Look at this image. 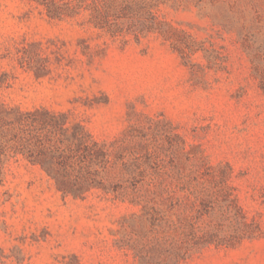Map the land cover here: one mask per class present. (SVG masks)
Instances as JSON below:
<instances>
[{"label":"rangeland","instance_id":"obj_1","mask_svg":"<svg viewBox=\"0 0 264 264\" xmlns=\"http://www.w3.org/2000/svg\"><path fill=\"white\" fill-rule=\"evenodd\" d=\"M53 1L0 0V264H264V0ZM36 109L106 144L105 190L9 152Z\"/></svg>","mask_w":264,"mask_h":264},{"label":"trees","instance_id":"obj_2","mask_svg":"<svg viewBox=\"0 0 264 264\" xmlns=\"http://www.w3.org/2000/svg\"><path fill=\"white\" fill-rule=\"evenodd\" d=\"M35 1L46 8L50 18H61L63 15L62 9L53 0ZM95 18L101 20L99 16ZM94 24L103 28L99 21ZM3 110L6 108L0 104V113ZM3 123L12 136L13 144L9 152L21 154L31 164L39 165L63 195L84 199L95 190L106 189L102 171L109 163L110 153L106 144L99 142L71 110L17 111L14 120ZM234 206L240 217L241 229L236 241L225 243L228 246H234L235 242L246 237L254 238L256 232L236 198ZM214 238L213 234L206 236L201 244L211 245L217 242Z\"/></svg>","mask_w":264,"mask_h":264}]
</instances>
